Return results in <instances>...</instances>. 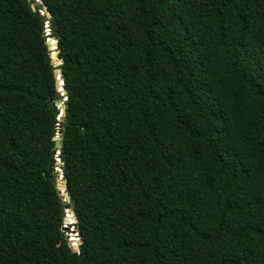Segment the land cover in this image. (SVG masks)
<instances>
[{
	"label": "trees",
	"instance_id": "trees-1",
	"mask_svg": "<svg viewBox=\"0 0 264 264\" xmlns=\"http://www.w3.org/2000/svg\"><path fill=\"white\" fill-rule=\"evenodd\" d=\"M41 1L0 0V264H264V0Z\"/></svg>",
	"mask_w": 264,
	"mask_h": 264
},
{
	"label": "water",
	"instance_id": "water-1",
	"mask_svg": "<svg viewBox=\"0 0 264 264\" xmlns=\"http://www.w3.org/2000/svg\"><path fill=\"white\" fill-rule=\"evenodd\" d=\"M39 3H42L41 0H36ZM33 9H35V6H33ZM47 15V17L49 18L51 15L48 12L47 8L44 7V10L42 12V14ZM45 37H46V42L48 45V49L50 51L51 54V59H52V63L55 65H60L63 63V60L59 58V46H58V39L56 38V36L54 35V32L52 30V27L50 25V23H46V28H45ZM58 63V64H57ZM57 73V79H58V89L59 92L61 93V95L65 94V89H64V79H63V73L60 69L56 70ZM66 100V99H65ZM54 109L58 112L59 114V121H62L64 118V110H65V105H64V101H60L57 100L53 103ZM60 127V123H58L57 126V132L55 135V141H56V148L54 150V154L57 156V162L58 164H63L62 162V157H61V148H62V143H61V132L59 131ZM57 171H61V173L58 175L57 177V189L60 191V196L62 197V199L67 203L66 208H68V203L70 201V195L69 192L67 191V187H66V179L65 176L63 174V171L60 168H57ZM70 214H71V218H74L73 223H69V226H65L66 230L68 231V237H69V246L70 243L72 241V236L73 234H75L78 238H79V245H81L83 243V239L82 237L79 235L78 232V225H77V219L74 216V213L72 210H70ZM70 216H67V218ZM70 221V218H69ZM81 250V249H80Z\"/></svg>",
	"mask_w": 264,
	"mask_h": 264
},
{
	"label": "rangeland",
	"instance_id": "rangeland-1",
	"mask_svg": "<svg viewBox=\"0 0 264 264\" xmlns=\"http://www.w3.org/2000/svg\"><path fill=\"white\" fill-rule=\"evenodd\" d=\"M58 64V63H57ZM63 100H65V98L63 99ZM66 217H65V223H64V227L65 226H69V223H73V221H74V218H71L72 216H71V214H70V210L69 209H66V215H65ZM67 216H70V217H68L67 218ZM69 218H70V221H69ZM66 229V228H65ZM67 234H68V232H67ZM68 239H69V237H68Z\"/></svg>",
	"mask_w": 264,
	"mask_h": 264
}]
</instances>
